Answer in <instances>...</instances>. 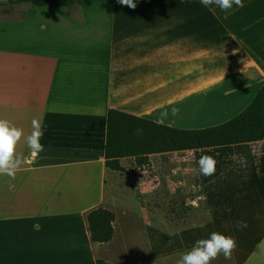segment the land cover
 Wrapping results in <instances>:
<instances>
[{
	"label": "crops",
	"instance_id": "obj_1",
	"mask_svg": "<svg viewBox=\"0 0 264 264\" xmlns=\"http://www.w3.org/2000/svg\"><path fill=\"white\" fill-rule=\"evenodd\" d=\"M134 3L0 10V119L25 136L33 119L44 131L38 158L14 180L0 175V264H172L213 231L237 246L211 264H264V140L234 146L245 163L198 186L189 205L200 220L186 226L156 202L181 196L199 151L152 154L143 167L122 158L124 173L105 156L110 110L154 123L167 112L165 126L204 130L247 109L264 86V0L228 12L200 0ZM17 153L31 159L23 139ZM97 208L116 216L105 244L91 239Z\"/></svg>",
	"mask_w": 264,
	"mask_h": 264
},
{
	"label": "trees",
	"instance_id": "obj_2",
	"mask_svg": "<svg viewBox=\"0 0 264 264\" xmlns=\"http://www.w3.org/2000/svg\"><path fill=\"white\" fill-rule=\"evenodd\" d=\"M10 6L30 4L34 7L69 9L81 0H3ZM139 130V135L137 132ZM264 140V86L252 104L232 120L204 130H181L110 110L107 116L106 165L117 172H126L122 158L134 157L138 167L149 164V155L196 150V158L211 155L217 161L216 173L201 177L205 185L226 172L233 164L234 146ZM115 213L97 208L88 215L91 239L95 243L110 242L115 233ZM97 264H110L98 260Z\"/></svg>",
	"mask_w": 264,
	"mask_h": 264
},
{
	"label": "clouds",
	"instance_id": "obj_3",
	"mask_svg": "<svg viewBox=\"0 0 264 264\" xmlns=\"http://www.w3.org/2000/svg\"><path fill=\"white\" fill-rule=\"evenodd\" d=\"M119 2L133 9L136 7L134 0H119ZM200 3L206 8L215 5L223 12H228L233 6L244 7L243 0H200ZM178 111V109L173 108L172 114L177 115ZM166 116L167 112L162 113L157 123L163 125ZM31 127L32 131L25 136L23 129L14 126L8 120L0 119V175H6L14 180L22 165L34 162L39 154L44 151V145L41 143L44 135L41 121L33 119ZM139 134L138 130L137 135ZM22 139L30 151L31 159L17 153V145ZM233 159L242 165L245 163L242 157L234 155ZM217 163L218 161L213 156L202 155L197 161L198 174L204 177L215 175ZM245 227H247L246 222L237 221L238 229ZM236 246L237 242L234 237L213 231L208 238L197 240L191 250L181 255L177 264H211L221 255L224 259L229 260Z\"/></svg>",
	"mask_w": 264,
	"mask_h": 264
},
{
	"label": "rangeland",
	"instance_id": "obj_4",
	"mask_svg": "<svg viewBox=\"0 0 264 264\" xmlns=\"http://www.w3.org/2000/svg\"><path fill=\"white\" fill-rule=\"evenodd\" d=\"M7 7H9V5L5 1L0 0L1 13L5 12V8ZM191 170L187 173V177H185V182L179 189L181 196L174 198V200L171 202H156V206L161 208L162 211H165L166 216H168L174 221V226L191 225L200 220V218H196L197 212L194 210L193 206L189 205V202L191 201V199L195 198L199 193L198 186H201L200 180L202 176L198 174V168L192 171ZM151 171L154 174L156 173L154 169H152ZM171 172V169L168 168L169 175H171ZM136 174L137 172L135 171V173L132 175ZM161 179L162 183L165 185V192H168L167 194L171 193L170 189L167 187V177L161 175ZM177 261L178 260H174L172 264H177Z\"/></svg>",
	"mask_w": 264,
	"mask_h": 264
}]
</instances>
